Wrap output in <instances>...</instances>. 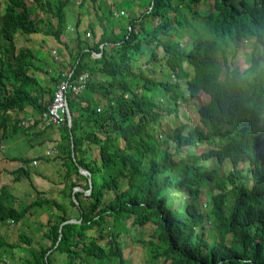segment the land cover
I'll return each mask as SVG.
<instances>
[{"label":"trees","instance_id":"16d2710c","mask_svg":"<svg viewBox=\"0 0 264 264\" xmlns=\"http://www.w3.org/2000/svg\"><path fill=\"white\" fill-rule=\"evenodd\" d=\"M71 2L4 0L0 129L4 136L22 132L31 137L37 124L57 127L65 141L61 149L67 182L61 194L77 212L68 215L40 191L33 200L15 205L14 195L1 184L0 221L16 224L31 208L48 203L60 209L48 219L44 235L49 244L31 248L34 264H124V237L117 230L127 219L138 226L153 224L154 240L141 243L154 259L163 256L169 264H264V0H148L119 38L103 31L91 42L80 38L77 18L70 67L52 78L48 69L59 65L49 63L44 70L30 47L15 51L14 37L40 33L66 45L65 9ZM34 12L49 15L48 20ZM191 22L201 30L184 40L179 30ZM86 28V36L94 35L91 23ZM246 41L252 44L249 64L230 70L229 44L236 50ZM145 52L149 54L141 61ZM169 55H175L177 67L162 63ZM38 70L44 80L37 77ZM82 73H87L84 89L66 93L70 127L66 119L44 125L39 115L57 82L75 83ZM181 81L190 97L203 92L208 100L197 108L198 124L179 122L163 129L162 116L177 115ZM90 93L97 96L95 103ZM157 134L162 142L171 140L173 149L161 146ZM47 157L44 152L35 159L18 158L22 164L10 173L30 181L24 164ZM78 166L91 178L88 194L72 192L74 187L88 189ZM202 195L207 199L202 201ZM70 218L80 221L64 223L58 239L59 225ZM18 236L30 242L25 234ZM8 244L0 237V246Z\"/></svg>","mask_w":264,"mask_h":264},{"label":"rangeland","instance_id":"374dc122","mask_svg":"<svg viewBox=\"0 0 264 264\" xmlns=\"http://www.w3.org/2000/svg\"><path fill=\"white\" fill-rule=\"evenodd\" d=\"M72 2L66 7V22H67V32L65 34V44L57 43L52 37L46 36L40 33L23 34L16 33L14 37V49L17 51L22 47H30L34 50L37 58V64H44L45 69H48L49 63L53 65L65 66L64 61L68 59V55L76 52V41L73 37L74 22L77 18L83 21L87 20L89 23H93L94 35L86 36L85 33L88 31L85 28L88 23L81 30L80 27V38L88 41L92 39L97 40L103 31L106 36H115L119 38L124 32L125 27L129 19L139 15L148 5V0H71ZM210 5V2L206 3ZM4 0L0 4V13L3 11ZM112 9V11L110 10ZM123 10L124 14L115 16L114 12L118 10ZM33 16L43 18L45 21L48 20L49 15L42 14L40 12H34ZM51 19V18H50ZM201 30V26L198 23L191 22L188 26L179 30L181 37L184 40L190 39V37H195L198 31ZM126 31V30H125ZM44 39V40H43ZM175 39V38H174ZM173 39V40H174ZM85 41V40H84ZM70 47V50H68ZM161 51V48H158ZM252 52V44L250 41H246L239 45L235 50L232 44H229L227 50V60L226 65L230 70L236 68H244L249 64ZM149 53L145 52L141 61H143ZM61 56H64L60 59ZM94 57L97 55H93ZM56 57V58H55ZM48 64L45 65V61ZM167 63L170 68L177 67V61L175 55H169L166 60H162V63ZM60 66V67H61ZM59 67V68H60ZM221 72L224 74V65L220 62ZM58 68V69H59ZM158 73V72H156ZM160 78L165 79L167 75L163 73H158ZM54 78L53 73L51 74ZM170 79L174 77L170 76ZM56 80H52V85H54ZM179 91L182 93V98L178 99L177 115L164 114L162 116V128L169 129L175 127L179 122L187 123L188 125L198 124L197 108L204 102L208 100V95L200 92L195 97H190L188 91L186 90L185 83L180 82ZM155 89L152 90V93ZM94 103L98 99L94 94L91 95ZM48 127V126H47ZM47 127H43L46 129ZM54 127V126H53ZM9 132V130H8ZM57 133V130L45 131L44 133L53 134ZM158 133V132H157ZM158 142L161 146H165L170 150L173 149V142L167 140V142L161 141V136L157 134ZM41 137L39 136H25L22 132L10 133L6 136L3 135L0 129V144H3L2 149H0V159L4 161L7 165V169L1 170L0 174V185L6 184L10 192L14 195V204L19 205L25 202H29L34 199L35 191H40L46 197H52L58 203L62 205L67 211V214L74 216L76 214V208L71 206L68 202V198L61 194V189L64 182L63 173L60 170V165L52 166V172L46 173L44 171V160H41L38 164H31L28 162L24 164L30 177L29 179L21 175L19 178L15 176V172H11V169H16L22 162H19L18 158H30L32 156L42 155L46 149L53 151L57 147H52L51 143L44 141L39 143ZM52 147V148H51ZM87 147H92L88 142L85 143V149L87 152L91 149ZM201 148L198 147L199 151ZM59 151V150H58ZM60 153V151L58 152ZM51 154L50 158L52 160H58L59 154ZM90 153V152H89ZM4 158H2V156ZM44 155V154H43ZM0 161V163L2 162ZM225 170L229 169L228 163H225ZM4 171V172H3ZM41 172V173H39ZM41 174L43 178H38L35 175ZM31 183L34 187L31 186ZM178 199H182L180 192L177 193ZM207 197L202 195L201 200H205ZM200 209H206V205L203 203ZM60 213V209L56 208L52 204H45L42 206H35L29 210V213L16 224H11L8 222L0 221V237L4 238L7 243H12L0 246V264H34L33 258L31 256V248L38 249L40 246H47L49 240L46 238L44 233L47 231L48 219L52 220L55 216ZM106 229V228H105ZM209 232L210 237H214L215 233L213 231ZM107 230V229H106ZM118 232H120L124 237V245L122 248L124 256V264H169L168 260H165L163 256L154 259L148 252L144 243L147 240H154L152 236L153 224L146 223L142 226L133 225L130 219L124 220L123 224L119 225ZM19 234H25L30 238L29 243H25L19 239ZM61 257V256H60ZM114 264H118L117 262Z\"/></svg>","mask_w":264,"mask_h":264},{"label":"crops","instance_id":"0c3cea01","mask_svg":"<svg viewBox=\"0 0 264 264\" xmlns=\"http://www.w3.org/2000/svg\"><path fill=\"white\" fill-rule=\"evenodd\" d=\"M87 23H89V21H87V20H85V21H83V18H81V20H80V22H79V25H78V28H77V30H78V32H80V29L82 30L83 29V27L87 24ZM92 25H93V23H92ZM79 27H80V29H79ZM86 28V27H85ZM93 29H94V27H93ZM68 50H70V47H68ZM64 56H61L60 57V59H62ZM70 57H71V55H68V59H66L65 61H64V63H65V66H61V65H59V67H57V68H55V69H53V70H51V69H48L50 72V75L53 73V75H54V77H56L59 73H60V75L62 74V75H64V73H66L67 72V70L69 69V60H70ZM56 58V57H55ZM43 63V62H42ZM59 68V69H58ZM61 71V72H60ZM36 74H37V77L39 78V79H41V80H44L45 78L44 77H46L45 76V74H43V70H38V71H36ZM54 86V85H53ZM91 95H93V93H90ZM29 115H34V112L31 110V109H29L28 110V112H27ZM44 126L42 125V124H37L36 126H34L31 130L33 131V132H35V135L36 136H39V137H41V140L39 141V143H42V142H44V141H48V142H50L51 143V145H52V147H57V148H59V149H61V146L62 145H64L65 143V141H63L62 139H60V134H59V131H58V129H57V127L55 126V127H48V128H46V129H44L43 128ZM57 130V133L55 132V133H53V134H48V133H44L45 131H52V130ZM3 145V144H2ZM51 147V148H52ZM50 149V148H49ZM49 149H46V151H49ZM45 151V152H46ZM44 154V153H43ZM43 154L41 155V156H43ZM2 156V158H4L3 157V155H1ZM50 156L51 155H49V157H47V158H44V159H41V160H44V171L46 172V173H51L52 172V166H54V165H60L61 166V171H62V173H64V167L62 166V149H61V152H60V154L57 156L58 157V160H52L51 158H50ZM35 157H37V156H32L31 158L32 159H35ZM41 160H38L37 161V164L41 161ZM0 161H2L1 159H0ZM0 169L1 170H5V169H7V165L4 163V161H2L1 163H0ZM4 172V171H3ZM2 173V171H0V174ZM39 173H41V172H39ZM41 175V174H40ZM39 174H36L35 176L36 177H38V178H43V177H41Z\"/></svg>","mask_w":264,"mask_h":264},{"label":"built area","instance_id":"2783aa9c","mask_svg":"<svg viewBox=\"0 0 264 264\" xmlns=\"http://www.w3.org/2000/svg\"><path fill=\"white\" fill-rule=\"evenodd\" d=\"M123 10H118L114 12L115 16L123 14ZM87 35L89 33H86ZM93 55H97L93 52ZM87 78V73H82L79 75L75 83L68 81V79L62 78L56 84L52 100L48 104L47 108L39 115L42 123L44 125L49 124H59L60 122L66 119V110H65V99L66 93L69 90H72L74 93L81 92L85 87V82ZM46 156L56 153V150L46 151ZM31 164H37L36 160H33Z\"/></svg>","mask_w":264,"mask_h":264},{"label":"water","instance_id":"95a60500","mask_svg":"<svg viewBox=\"0 0 264 264\" xmlns=\"http://www.w3.org/2000/svg\"><path fill=\"white\" fill-rule=\"evenodd\" d=\"M97 55H98V54H97ZM65 110H66V121H67V125L70 127V125H71V112H70V109H69V107H68L67 98L65 99ZM71 148H72V145H71ZM71 155H72L73 159H75V158H74V154H73V150L71 151ZM78 171H79V173L84 174V175L87 176V180H88V189L85 190V189H83L82 187H74L73 190H72V192H74V191H76V190H80V191L84 192L85 194H88L89 191H90V189H91V186H92L91 178H90V176H89L87 170L83 169L81 166H78ZM72 197H73V199L75 200L74 195H72ZM75 201H76V200H75ZM79 221H80V220H77V219H75V218H70V219H66V220H64V221L59 225V228H58V232H59V234H58V239L60 238L61 227H62V225H63L64 223H68V222H79ZM58 239H57L55 245L58 243ZM45 259H46V257H45ZM46 264H47V263H46Z\"/></svg>","mask_w":264,"mask_h":264}]
</instances>
